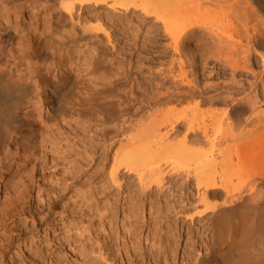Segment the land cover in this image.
<instances>
[{
	"label": "bare ground",
	"instance_id": "1",
	"mask_svg": "<svg viewBox=\"0 0 264 264\" xmlns=\"http://www.w3.org/2000/svg\"><path fill=\"white\" fill-rule=\"evenodd\" d=\"M6 30L11 34L0 42V192L16 197L10 206L0 204V228L26 198L18 187L28 175L19 167L35 148L32 124L63 131L62 140L73 146L85 141V129H94L109 145L129 131L121 146L129 147L114 152L111 175L123 166L133 170L143 191L154 190L158 197L177 193L164 208L175 217L193 205L188 199L195 194L188 198L184 187L193 182L195 202L203 207L196 228L178 232V238L185 237L183 247L171 240L156 253L157 261L170 264L182 248L176 264H264V110L256 111L264 105V0H0V33ZM109 39H142L141 49L104 64L112 49L104 47ZM149 39L169 40L185 91L151 90L132 74V63ZM228 39H246L240 46L244 58L222 54ZM232 41L235 48L239 42ZM86 48L95 54L87 74ZM251 50L263 66L258 74L250 70ZM182 57L190 61L189 80ZM208 58L230 70L232 85L201 87L196 68ZM101 70L119 91L113 102L102 101L104 90L86 78ZM245 71L254 78L248 87L234 78ZM189 103L195 104L176 110ZM162 104L171 108L160 111L166 108ZM216 106L223 109H199ZM84 153L91 156L87 148ZM136 164L143 169H133ZM165 176L184 186L165 188ZM149 219L160 222L153 204ZM196 237H206L201 250L193 246Z\"/></svg>",
	"mask_w": 264,
	"mask_h": 264
},
{
	"label": "rangeland",
	"instance_id": "2",
	"mask_svg": "<svg viewBox=\"0 0 264 264\" xmlns=\"http://www.w3.org/2000/svg\"><path fill=\"white\" fill-rule=\"evenodd\" d=\"M27 27L25 25L23 30L27 31ZM10 34L11 30L1 32L0 42L7 40L5 38ZM141 40L109 39L108 42H104L106 49L109 46L112 48L108 50L110 58L105 59L104 64L109 63L111 58L116 59L118 55L128 58L134 52L140 51ZM232 40L239 42V44L234 43V46L239 45L237 47L239 51L236 50L238 53H234L237 45L235 48L231 47V42H234ZM232 40L228 39L230 43L226 41V45H222L224 48L220 46L224 53L221 49L220 52L232 59L244 58V49L240 46L244 47L245 43H242V40L246 42V39ZM194 41L196 42V39L188 41L190 48H193L191 44ZM168 46V39H149L146 49L132 63V74L146 82L151 90L185 91L187 87L179 77V64ZM83 51L86 56L87 74L90 70L89 62L95 54L89 48ZM231 51H234L232 52L234 54H231ZM253 52L251 50L249 55L250 70L258 74L263 66L258 53ZM184 58H181L183 73L189 80L191 70L188 68V62L190 61ZM214 59L208 58L209 63L205 65L203 61L196 68L198 69L196 76L200 79L201 87L204 88L212 83L221 84L223 88V84L225 87L232 85L230 70L221 63L219 65ZM216 66L221 69V73ZM99 72H101L99 73L101 81L96 82L99 76L88 75L86 78L89 84L91 85L90 82L93 81L97 85L95 89L104 90L102 101H115L119 91L112 84V78L105 70ZM245 72L236 74L234 78L244 87H248L247 85L251 84L254 78L249 72ZM195 103L177 106L176 110L192 107ZM261 105L259 104L260 108L256 111L264 110V105ZM161 106L166 108L160 107V111L171 108L168 104ZM157 108L156 110L159 111V107ZM201 108L199 107L200 110H209V112L223 109L220 106ZM34 126L32 124L30 128L35 148L19 167L24 176L30 177V180L25 178L26 182L22 187L17 186L26 198L17 208L16 213L6 221L5 226L0 228V264H164L165 261L156 260V253L162 254L165 246L174 239L183 247L185 237L178 238V232L184 235L186 231L195 229L200 219L196 218V215L203 209L195 202L197 199H195L196 189L193 187V182L190 183L193 186H184L182 180L178 179L182 183L180 185L176 178L171 177L169 181L165 176L164 184L167 185L165 188L171 187L172 184L175 188L184 186L185 192L189 194L188 198L195 194L188 199L193 205L190 204L191 206H187L190 208L184 210L185 216H176V218L171 209H168L169 213H165L164 208L170 207V202L178 199L177 193L167 192L165 197L162 195L158 197L154 190L152 193H147L139 186L133 170L126 171L123 166H118L117 176L111 175L114 152L129 147L125 145L121 147L124 144L123 137L126 138L131 134L129 131L124 133L125 136L122 138L118 137L119 141L114 140V143L109 145L103 143V135L95 132L94 129H85V141L82 140L73 146L62 140L65 138L63 131L49 124L43 125L46 127H39L38 124ZM166 131L168 130H161L163 134ZM52 138L58 141L51 143ZM85 148L91 152V156H86ZM217 162L224 160L218 157ZM136 165L132 168L143 169L142 166ZM168 181L171 182L170 185L167 184ZM15 197L14 193L2 190L0 204L10 206ZM217 201L221 203L222 200ZM189 203L187 202V205ZM152 204L160 217V222L157 219L154 223L149 219V206ZM190 216L192 220L189 219ZM202 238L196 237L193 245L196 250L203 249L200 247L204 244ZM255 245H262V241L256 240ZM181 250L182 248L175 251L176 258L169 262L170 264L181 261Z\"/></svg>",
	"mask_w": 264,
	"mask_h": 264
}]
</instances>
